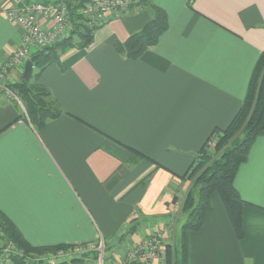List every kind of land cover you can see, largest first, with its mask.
Wrapping results in <instances>:
<instances>
[{
    "label": "crops",
    "instance_id": "0c3cea01",
    "mask_svg": "<svg viewBox=\"0 0 264 264\" xmlns=\"http://www.w3.org/2000/svg\"><path fill=\"white\" fill-rule=\"evenodd\" d=\"M152 5L169 28L128 59L116 46L153 18ZM21 36L0 15V64ZM263 50L264 0H151L110 14L89 47L66 52L32 82L51 93L58 118L37 129L21 96L0 92V210L34 246L104 242L105 264L157 231L178 244L186 217L177 202L190 187L181 176L238 112ZM24 70L13 69L5 86L15 91ZM235 186L254 205L242 212L244 238L214 196L204 226L188 236L190 264H264V135Z\"/></svg>",
    "mask_w": 264,
    "mask_h": 264
},
{
    "label": "trees",
    "instance_id": "16d2710c",
    "mask_svg": "<svg viewBox=\"0 0 264 264\" xmlns=\"http://www.w3.org/2000/svg\"><path fill=\"white\" fill-rule=\"evenodd\" d=\"M146 5V4H145ZM153 18L138 32L130 35L124 43H118L117 50L128 59L140 58L154 48L169 28L167 13L159 6L152 5ZM73 34L65 40L31 57L34 67L39 69L37 78L49 64L59 63L62 56L72 49H85L93 42L94 29L76 18L72 20ZM34 74L12 87L25 104L30 123L41 129L46 123L58 118L61 110L51 93L39 82L32 83ZM264 135V50L254 68L248 92L236 115L224 129L212 132L199 152L198 162H193L191 170L181 176L188 177L190 187L186 191L181 213L186 220L182 226L178 244L167 246V264H190L188 260V236L204 226L207 216L213 211L212 198L218 196L228 214L236 236L244 238L242 212L246 206H254L245 201L235 186L240 166L248 160L249 152L256 139ZM215 144L209 152V142ZM137 155L147 157L135 151ZM150 159V158H148ZM158 166H160L158 164ZM0 241L14 244L23 254L14 256L13 264H41V261H28L29 258L54 254L61 250L77 248L71 245L34 246L22 234L18 226L0 210ZM31 256V257H30ZM97 260V256L92 257Z\"/></svg>",
    "mask_w": 264,
    "mask_h": 264
},
{
    "label": "built area",
    "instance_id": "2783aa9c",
    "mask_svg": "<svg viewBox=\"0 0 264 264\" xmlns=\"http://www.w3.org/2000/svg\"><path fill=\"white\" fill-rule=\"evenodd\" d=\"M151 0H8L9 6L0 8V15L22 31L20 43L13 56L0 64V92L18 99V93L4 84L7 75L19 65H26L30 57L39 50L46 49L65 40L73 34L72 19L88 24L94 30L107 22L113 13H124L141 8ZM213 139L209 142L212 147ZM187 191V190H186ZM186 192L177 202L181 208ZM163 231L152 234L134 250L126 253L117 264H167L164 251ZM101 264H105V244L98 247ZM22 257V252L12 243L6 242L0 248V264H13V257Z\"/></svg>",
    "mask_w": 264,
    "mask_h": 264
},
{
    "label": "rangeland",
    "instance_id": "374dc122",
    "mask_svg": "<svg viewBox=\"0 0 264 264\" xmlns=\"http://www.w3.org/2000/svg\"><path fill=\"white\" fill-rule=\"evenodd\" d=\"M41 1H53V0H41ZM38 72H39V69L37 67H35L34 71H33L34 76L31 79L32 82L35 81V79H36L35 75ZM214 143H215V140H213L212 144H214ZM211 148L212 147H209L210 153H211ZM199 156H201V155H199V153H198V155L195 159L196 162H198ZM192 165H193V163H192ZM192 165H191V167H192ZM191 167H190V170H191ZM183 215H181L182 218H183ZM4 244H5L4 242L0 241V248ZM170 245H172V243H170ZM167 246H169V245H166V243L164 242V251H165L166 256L168 258ZM98 247H99V243L94 244V245L77 247V248H73V249L69 248L67 250H61V251L54 253V254H45L42 256H38V257L32 256V258H29L28 261H33V262L34 261L35 262L41 261L40 262L41 264H101ZM94 256L98 257L97 260L92 258ZM106 258H108V253L106 252V248H105L104 263H106Z\"/></svg>",
    "mask_w": 264,
    "mask_h": 264
},
{
    "label": "water",
    "instance_id": "95a60500",
    "mask_svg": "<svg viewBox=\"0 0 264 264\" xmlns=\"http://www.w3.org/2000/svg\"><path fill=\"white\" fill-rule=\"evenodd\" d=\"M33 68H34V65H33L32 60H28L25 65V70H24V75H23L24 79H27L32 75Z\"/></svg>",
    "mask_w": 264,
    "mask_h": 264
}]
</instances>
